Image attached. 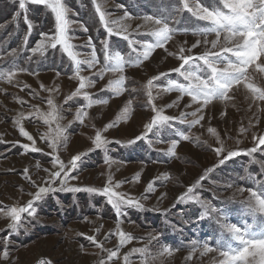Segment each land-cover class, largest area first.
Masks as SVG:
<instances>
[{
    "label": "rangeland",
    "instance_id": "1",
    "mask_svg": "<svg viewBox=\"0 0 264 264\" xmlns=\"http://www.w3.org/2000/svg\"><path fill=\"white\" fill-rule=\"evenodd\" d=\"M64 2L70 9L69 19L73 21L69 28L74 37L71 42L79 51L86 53L90 49L82 46L91 37L102 64L100 41L106 33L99 23L92 0ZM200 2L211 6L213 0ZM98 3L102 4L106 13L111 14L108 17L110 20L121 19L125 12L133 17L146 13L177 15L172 9L173 6H179V0H98ZM26 7L28 12L24 13L19 9V0H0V69L9 70L15 66L26 70L18 72L11 84L0 81V140L3 141L0 143V208L24 206L32 199L37 186H46L44 182L49 178V172L58 170L53 167L51 156L46 155L51 149L47 147L46 141L41 140V136L48 132V126L35 116L21 121L25 130L36 141V147L41 149L39 152L24 153L20 145L31 142L20 136L19 126L14 123L20 113L27 116L37 107L42 112L48 111L46 101L51 97L57 105L62 106L61 114L64 118L60 123L67 129V144L61 146L56 154L67 164L73 155L87 153L79 167L70 174L76 178L69 180V186L102 189L111 176L113 184L121 185L116 191L136 198L144 205V210L127 208L121 215V229L134 239L120 249L119 257L114 258L110 264H123L124 254L145 246L152 254L158 255L165 245L179 250L174 251L171 256H160L155 264H215L218 259L216 253L200 256L197 251L192 260L186 258L189 255V242L192 240L216 245L222 235L220 223L215 218L217 214L200 219L203 211L200 204L191 201L176 203V198L188 186L193 185L205 170L214 168L195 190L196 193L203 201L220 210L229 222L240 225L248 219L242 215L240 203L247 192L240 195L237 188L253 186V182L247 178L249 173L255 174L258 179H264V169H261L259 163H252L253 157L247 155L237 156L217 166L218 158L212 149L221 144L217 143L216 136L208 132V128L216 130L223 144L221 158L228 151L249 149L254 146V135H264V101H253L251 93L240 85L229 94L231 100L213 101L208 105L203 110L204 119L199 125L189 129L187 123L174 121L172 128H165L159 134L154 129L147 140L128 144V141L144 132L145 123L153 115L151 107L147 105L144 85L160 73L170 75L155 82L159 85L166 86L170 79L186 83L178 74L171 72L180 64L175 55L179 54L180 47L187 49L197 39L203 38L190 33L174 35L165 46L167 51L157 49L149 61L138 67H128L125 71L127 91L120 96H114L107 90L101 91L107 88L109 80L117 79L119 74L106 73L101 79L93 75L100 65L91 71L85 69L82 75L96 81L93 87L86 89L87 93L93 99H106L107 103L94 104L86 109L88 116L80 123L75 119V114L87 102L82 97H76L64 104L65 98L78 86V81L69 78L73 74L71 62L59 51V46L57 49L49 48L44 57L38 54L33 56L28 50L40 39L41 32L54 34V17L43 6L28 4ZM25 16L33 24L26 46L23 43V38L28 33ZM179 18L180 24L176 26L181 29L194 28L204 23L197 21L188 12L180 13ZM124 23L128 25L134 39H151L150 36L136 32L137 26L143 25V20L131 19ZM81 25L87 27L88 31H84ZM148 27L150 26L140 28L139 32H147ZM208 39H214V36H209ZM110 44L113 49L129 55L130 49L123 39L113 36ZM13 49L17 50L15 55L10 54ZM204 49L205 45L201 43L193 49L192 54H201ZM168 53L175 55L170 56ZM250 72L253 83L264 89V76L254 69H250ZM41 85L53 91H42ZM29 93L38 95L33 97ZM178 97L179 93L176 91L161 93L154 103L157 107L164 108V114L171 117H179L181 111L192 112L199 107L192 104L185 108V105L191 103L187 96L180 99L178 105L168 107ZM129 100L132 101V109L128 120L118 121L116 127L102 131L106 139L113 141L108 145L109 151L105 153L93 150L91 140L96 131L103 130L116 120ZM191 119L193 117L189 116L188 120ZM241 129L247 131L242 132ZM179 132L188 134L190 141H180L176 155L169 157L166 155L168 142L178 140ZM157 139L163 142L157 143ZM149 140L152 141L151 146ZM254 157L257 161H264V151H258ZM106 158L112 159L111 165L104 162ZM25 168L29 169V179L24 178ZM164 174L169 176L167 181L162 179ZM137 175L140 176L139 182L135 180ZM241 176L245 178L240 179ZM154 180L156 183L153 190L146 192L147 185ZM229 184L232 187H228ZM53 187L59 188V181ZM36 207V216L33 218L25 214L23 227L15 232L7 227L10 220L0 215V255L5 247L4 239L9 241V258L0 259V264H39L42 259L50 261V264H99L101 259L106 260L108 253L96 248L86 237L95 236L98 242H103L104 249L115 250L118 244L116 236L110 235L115 233L117 216L102 196L84 191L57 190L50 192ZM248 222H251L250 219ZM223 236L227 237V233H223ZM142 259L139 254H133L130 264H141Z\"/></svg>",
    "mask_w": 264,
    "mask_h": 264
},
{
    "label": "snow or ice",
    "instance_id": "2",
    "mask_svg": "<svg viewBox=\"0 0 264 264\" xmlns=\"http://www.w3.org/2000/svg\"><path fill=\"white\" fill-rule=\"evenodd\" d=\"M43 6L50 10L54 17L55 30L54 34L45 32L40 33V39L33 47L28 49L33 56L39 55L44 57L49 48L57 49L65 55L72 65V75L69 77L78 81V86L65 98L64 104H68L73 98L82 97L87 103L77 109L75 119L80 123L84 122V118L88 116L86 109L91 108L94 104H106V99H93L86 91L87 88L93 87L96 83L91 77L82 75V72L87 69L91 71L100 65L98 71L93 72L94 76H99L103 79L106 73L119 74L115 80H109L107 88L101 91H110L114 96H120L125 91V83L127 77L125 71L128 67H138L145 61H149L150 57L157 49H167L165 46L171 41L174 35L177 34H191L203 39H197L189 48H179V54L168 53V55H175V58L180 61L178 67L171 70L182 77L186 83H181L175 80H168L166 86L155 83L161 78L169 76L170 73H160L157 76L150 78L144 85L145 94L147 96V105L151 107L153 113L150 121L145 123L144 132L135 137V139L128 141V144H134L140 140H147L149 134L155 130L159 134L165 128H172L173 122L178 121L181 124H188L189 129L199 125L204 119L203 110L213 101L226 102L232 99L229 95L234 88L242 85L249 93L253 101H264V89L258 87L253 83L250 69H254L256 73L264 76V0H213L211 6L205 5L200 0H179V6H173L172 12L177 15H156L144 14L139 17H133L125 12L124 16L119 20H110L108 17L110 13L103 10L102 4L98 0H92L96 15L99 18V23L103 27L106 36L101 39L100 52L103 54V63L98 58V50L89 37L86 45L90 49L89 52H81L77 46L71 41L74 37L70 34L69 28L73 23L69 19L70 9L66 6L64 0H19V9L27 13L26 5ZM188 12L197 21L204 22L203 25H197L194 28H179L176 25L180 24L179 14ZM16 17L14 16L13 19ZM141 19L143 25H138L136 32L140 35L150 36V40H138L133 38V33L129 32L128 25L124 23L125 20ZM25 23L28 27V33L23 38V43L26 46L29 35L33 30L32 22L25 16ZM148 27V31L140 33L142 27ZM84 31H88L87 27L81 25ZM117 36L127 42L130 49L129 55L122 54L120 50L113 49L110 44V38ZM209 36H214V39L209 40ZM203 43L205 49L201 54H192L193 49L199 47ZM210 45V47H208ZM16 49L11 50L12 55H15ZM188 54H185V53ZM134 54V55H132ZM31 59V57H29ZM15 65V61H13ZM26 71L23 68H13L9 70L0 69V81L11 84L18 72ZM35 75V73H32ZM59 75V73H58ZM24 87H27L25 85ZM42 91L51 93L53 89H46L43 85L40 86ZM23 90V88H21ZM135 91V89H133ZM154 91L156 95H154ZM176 91L179 97L174 101L172 107L179 104V100L187 96L191 103L185 105L189 108L192 104L199 105V107L192 112L181 111L179 117H171L164 114V108L157 107L154 101L161 93H170ZM35 97L37 93H29ZM21 104L26 101H18ZM48 111L42 112L38 107L35 111H30L27 116L20 113L14 120L18 125V131L21 137L26 138L31 143L20 145L24 153L39 152L41 149L36 147V141L23 127L21 121L35 116L37 119L43 121V124L48 126V132L41 136V140L46 141L47 147L51 149L50 153L46 155L51 156V163L57 171L49 172V178L44 182L46 186H37V190L32 194V199L24 206H12L7 208H0V215L7 217L10 220L8 229L13 232L18 231L23 227L25 214L28 217H35L37 213V203L43 201L45 197L54 191H69V192H87L96 194L106 198L107 204L114 210L117 221L115 235L118 244L113 249H104L103 242H98L95 236H88V239L96 248L106 251L107 258L101 259L99 264H110L114 258H118L120 249L130 243L134 237L125 233L120 227V217L127 208H135L144 210V205L140 200L127 196L116 191L121 185L120 183L113 184L111 176L102 189L94 187H75L69 186V180L76 177L70 175L79 167V163L87 153H80L73 155L71 159L65 164L56 154L61 146L67 144V129L62 126L60 121L64 118L61 114V107L57 105L50 97L46 101ZM132 109V101L129 100L125 107L121 110L117 119L112 123L106 125L103 130H98L94 138L91 140L93 150H102L107 153L109 151L108 145L113 143L102 135V131H107L109 128L116 127L118 121H127ZM193 119L188 120V117ZM242 132L247 131L241 129ZM208 132L216 136L217 143L220 147L212 149L217 158L218 165H223L225 161L241 155L253 157L252 163H259L261 169H264V161H257L254 157L258 151H264V135L253 136L255 142L254 146L246 150L228 151L226 155L221 158L224 152L223 144L219 139L214 128L209 127ZM179 139L170 140L166 155L174 157L176 155V148L180 141H190V136L184 132L178 133ZM198 141L199 138L197 137ZM157 143L163 142L159 139ZM0 143H3L0 140ZM19 143V142H16ZM152 141L149 140L151 146ZM239 143V142H237ZM91 151V150H90ZM106 164L111 165L113 162L111 158H106ZM39 167V164L37 165ZM45 171H48L45 169ZM214 168L205 170V173L193 184L187 187L186 191L176 198V203L194 202L200 204L203 211L200 213V219L205 217H212L216 215V219L220 223L222 231L221 237L217 240L215 246L209 243H200L192 240L189 242V255L187 260H192L193 254L199 251L200 256L208 253H216L218 259L215 264H264V179H258L255 174L249 173L248 179L253 182L252 187H238L237 193L243 195L247 192V196L240 201L242 205V215L250 219L244 220L240 225L228 221V218L217 208L203 201L201 196L196 193V189L201 186V182L213 172ZM248 172V169H245ZM24 178L29 179V169H24ZM245 177L241 176L240 179ZM159 179V178H158ZM162 179L167 181L169 176L164 174ZM135 180L139 182L140 176L137 175ZM59 181V188L53 185ZM156 181H152L147 185L146 192H151L155 186ZM228 187H232L231 184ZM98 231V230H97ZM227 233V237L223 236ZM156 237H152L155 239ZM107 240L108 237L106 236ZM9 241L4 239V249L0 259L7 260L9 258L8 245ZM171 246L165 245L158 255L151 253L150 249L145 246L143 248L132 249L131 252L124 254L123 264H130V257L133 254H139L143 259L141 264H155V261L160 256H171L174 251ZM39 264H50V261L40 260Z\"/></svg>",
    "mask_w": 264,
    "mask_h": 264
}]
</instances>
